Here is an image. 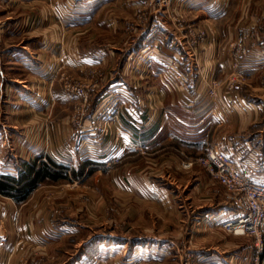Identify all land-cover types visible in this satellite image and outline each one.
Returning <instances> with one entry per match:
<instances>
[{"label": "crops", "instance_id": "obj_1", "mask_svg": "<svg viewBox=\"0 0 264 264\" xmlns=\"http://www.w3.org/2000/svg\"><path fill=\"white\" fill-rule=\"evenodd\" d=\"M20 1L18 6L31 4L25 3L29 0ZM37 2L34 4L43 10L37 23L51 25L52 31L48 35L36 32L34 38L37 36L38 51L35 53L16 47L8 51L9 59L17 61L15 67L0 63V99L6 103L4 108L0 106V111L7 120L0 126V176L18 178L22 174V163L25 162L24 169L30 166L29 159L42 161L41 169L51 170L44 177L41 173L38 184L58 182L59 171L67 173L61 174L63 180L84 182L91 178L92 171H104L122 196L137 195L138 206L159 201L167 210L172 197L171 186L168 185L169 175L166 178L162 169L176 167L182 162V150L201 153L213 139L218 146L233 154L248 148L249 139L243 138L238 144V139L231 138L226 123L220 122L221 117H233L229 110L233 99L227 97L200 103L193 97L182 96V82L177 73L182 75V70H186L192 74L193 68H198L194 76L200 75H190L189 84L199 88L205 85L201 80L204 74L218 77L230 70L232 58L227 53L229 47L226 43L236 36L239 25L251 24V15L245 12L250 0H182V3H173L170 12L174 16L186 13L190 22L208 30L203 50L184 45L182 21L176 27L169 11L165 10L161 16L156 15L157 12L151 13L135 34L125 35L115 29L131 20L135 8L145 9L147 0ZM12 4L0 3V6L8 10ZM234 10L238 11L237 19L232 16ZM148 42L155 47L158 44L160 52L176 60L177 71L145 57L143 47ZM13 68L25 74L20 72L7 81L9 75L5 71H15ZM91 68L111 71V76L90 100L87 124L90 123V113L97 108L102 111L101 115L114 116L115 126L121 132L117 141L108 137L101 140L94 132L77 126L71 132L66 129L73 105L83 97L63 89L59 76L66 72L73 78L80 77L79 73L84 77L85 70ZM145 82L156 92L152 99L155 107L149 111L143 108L145 101L140 90L145 88ZM193 102L196 106L189 107ZM219 104L225 107L222 112L214 110L213 106ZM14 122L19 125L41 122L43 127L27 138L26 129H19ZM12 125L14 129L8 127ZM89 134L91 140L98 141L97 145L87 139ZM132 142L137 148L130 149L129 143ZM144 151L148 155L145 162L154 168L147 176L137 170L143 161L138 154ZM111 152L124 160L118 169L111 170L113 166L107 163ZM135 156L130 164H126ZM127 165L132 169H122ZM256 173V181L264 184V165L261 169L258 167ZM206 179L202 178L204 182ZM197 182L201 184L199 179ZM11 198L3 214L5 224L0 228V264H34V249L39 256L35 264H60L61 253H67L59 248V243L67 239H71L72 244L77 243L76 237H80L81 250L75 255L68 252L61 264H90L94 257L97 259L96 254L102 248L116 250L118 247L121 251L122 238H107V234L106 237L91 236L88 226L73 219L59 221L53 209H44L41 204L38 207L37 202L33 205L31 198L22 200V203L17 201L18 204ZM217 211L215 215L221 216V209ZM152 237L157 240L155 243L161 241L159 237Z\"/></svg>", "mask_w": 264, "mask_h": 264}, {"label": "rangeland", "instance_id": "obj_2", "mask_svg": "<svg viewBox=\"0 0 264 264\" xmlns=\"http://www.w3.org/2000/svg\"><path fill=\"white\" fill-rule=\"evenodd\" d=\"M35 1L50 3V0ZM35 1H25V3L31 4L24 6L19 4L18 6L17 3H21L20 0L9 2L0 0V3H14L8 10H3L4 8L0 6V11H3L0 12V63L5 67H15L17 64V61L12 62L9 59L8 51L16 47L17 49L26 48L35 53L38 51L37 36L34 38L36 32L40 31L48 35L52 31L51 25L37 23V17L41 16L43 10L34 4ZM250 1L251 3L247 2L249 4L245 8V12L250 13L251 24H245L244 27L239 25L236 36L226 43L229 50L226 48L228 52L226 49L225 51L232 58L230 70L218 77L204 74V78L201 80L205 85H201L199 88L189 84L190 75L193 77L200 75L194 76V71L198 68L196 70L193 68L192 74L182 70V77L177 73L178 77L182 78V96L193 97L200 103L227 97L228 100L233 99L234 102L229 107L233 117H221L220 122L226 123L225 126L227 130L229 129L231 138L238 139V144L243 141V138L249 139L250 145L246 150L239 149L238 153L233 154L225 151L222 146H218L214 139L201 153H187L182 150V162L176 167L162 169V174H165L166 178L169 175L168 185L171 186L169 189L172 197L167 210L159 201L153 202L155 204L145 203L143 206H138L140 200L136 197L137 195L129 197L123 194L122 196L111 183L109 175L104 171L99 173L96 170L92 171L91 178L88 177L85 182L83 180H63L61 177L55 183L45 182L36 185V188L26 196L25 201L31 198L34 201L33 205L37 202L38 207L41 204L44 209H53L59 221L62 218L73 219L82 226H88L87 229L91 236L106 237L107 234V238H122L124 244L121 246V251L118 247L116 250L102 248L96 254L97 259L94 257L90 264H255L257 257L259 264H264V248L262 253H259L253 237L234 236L223 228L225 222L235 218L239 211L243 210L239 197L243 198L244 193H237L225 185L217 174L210 172V169L202 161L210 152L217 151L227 154L234 164L237 162L239 165L247 167L249 160L255 164L260 163V169L264 165V155H262L264 152V0ZM153 3V0H147L145 9L139 8V6L135 8L131 20L126 21L123 26L121 24L120 28L118 25L115 29L123 31L125 35L135 34L142 28L141 26L145 24L151 13L157 12L156 15L161 16L162 11L165 10L169 11L171 22L176 27L182 21L184 45L203 50L208 30L190 22L186 13L182 12V15L174 16L170 12L173 3H182V0H167L166 3L169 4L162 7H156ZM165 11L164 13H166ZM232 16L237 19L238 11H232ZM24 18L26 19L24 20ZM93 29L99 31L98 27L93 26ZM148 44L154 46L153 43L148 42L143 48H146ZM158 46L156 44L157 49H159ZM13 70L15 71L12 69L5 71L6 75H9L6 78L7 81L14 75L23 73L18 68H13ZM110 74L111 71L101 68L85 70L84 77L82 73H79L80 77L76 76V78L66 72L59 74V83L63 89L70 94L77 95L79 93L83 97L80 101L76 100L72 107L68 126L66 125L68 132L74 130L76 126L79 129H87L90 133L97 131V128L100 127L102 130H106L101 140L108 137L115 141L116 126L104 122L105 119L109 121V118L114 116L107 115V113L101 115L102 111L99 112L97 108L90 113V123L87 124L86 119L90 100L105 85ZM144 86L145 88L140 89L141 97L145 101L143 108L149 111L155 107L152 99L156 96V92L147 82ZM72 87H76L78 93L71 92ZM82 93L84 94L82 95ZM4 105L6 106V103L0 99V106L4 108ZM194 106H196V102L189 105V107ZM213 107L215 111L219 109L221 112L225 108L220 104ZM94 117L96 118L93 119ZM6 121L4 114L0 111V126H3ZM14 123V126L19 129H26L27 138L43 127L41 122H27L21 125L17 122ZM14 126L8 127L14 129ZM90 135L87 139L97 145L98 141L91 140ZM139 153L138 156L143 161L137 170L142 175L152 174L153 166L145 162L147 153L145 151ZM252 153L257 155V161L253 160L250 155ZM118 157L116 153L108 154L107 163L110 167L113 166L111 170L118 169L124 164L122 157L119 158L118 163H114ZM135 158L136 156L130 157L126 164H130ZM29 160H27L28 165H35L39 168H41L40 164L44 163ZM23 163L21 165L22 174L27 170L24 169ZM131 165L122 169H132ZM35 169L38 168L35 167ZM59 172L63 175L67 174L63 171ZM159 174L161 173H157V175ZM257 174L251 173L254 177ZM96 177L98 178L95 179ZM203 177L206 179L205 182L202 180ZM198 179L201 184H197ZM34 192L35 194L32 195ZM9 198L11 197L0 193V220L3 225L5 224L3 214ZM15 203L18 204L17 201ZM19 203H22V200ZM218 209H221V216L215 215ZM220 217H222L221 220H219ZM152 236L159 237L161 241L155 243L157 240ZM76 238L78 241L74 244L71 239L59 243V248L67 253H61L60 264L68 252L75 255L79 249L81 250L80 237ZM70 255L69 257H71ZM32 256L36 258L33 263H37L39 256L35 249L32 251Z\"/></svg>", "mask_w": 264, "mask_h": 264}, {"label": "built area", "instance_id": "obj_3", "mask_svg": "<svg viewBox=\"0 0 264 264\" xmlns=\"http://www.w3.org/2000/svg\"><path fill=\"white\" fill-rule=\"evenodd\" d=\"M154 5L157 7L166 6L167 0H153ZM145 57L153 59L154 61L167 65L170 69L177 71V61L170 58L168 55L163 54L157 49V47L148 44L144 48ZM182 77V75H180ZM182 82V78H179ZM71 92L78 93L76 87H72ZM82 92V91H80ZM106 124L115 125V117L104 120ZM105 128V127H104ZM116 139L118 140L121 134L120 130L116 128ZM115 129V130H116ZM94 132L98 137L102 138L105 135L106 130H102L100 127ZM88 144V142H86ZM130 148H137L136 143H129ZM253 160L257 161V155L255 153L250 154ZM203 164L206 165L210 172H215L217 176L223 181L225 185L238 192H243L244 197H239L243 210H240L238 215L225 222L223 228L226 232L234 236H245L248 235L255 239V245L259 249V253H262L264 248V184L256 181L254 174L259 167V163L255 164L248 160L247 167L239 165L237 162L234 164L228 158L225 153H218L217 151L210 152L206 157L203 158ZM119 159L114 160V163H118ZM250 166V167H249ZM1 215V211H0ZM1 228V220H0ZM255 264H259V258H256Z\"/></svg>", "mask_w": 264, "mask_h": 264}, {"label": "trees", "instance_id": "obj_4", "mask_svg": "<svg viewBox=\"0 0 264 264\" xmlns=\"http://www.w3.org/2000/svg\"><path fill=\"white\" fill-rule=\"evenodd\" d=\"M50 171L51 170L49 168H38L36 170L35 165H32L28 166L26 172L21 174L18 178L0 176V193L12 197L15 201L24 200L29 192H31L34 188H36V185H38L41 173L44 177V175L50 174ZM54 174L53 178L56 177Z\"/></svg>", "mask_w": 264, "mask_h": 264}, {"label": "bare ground", "instance_id": "obj_5", "mask_svg": "<svg viewBox=\"0 0 264 264\" xmlns=\"http://www.w3.org/2000/svg\"><path fill=\"white\" fill-rule=\"evenodd\" d=\"M1 227H3V223H1Z\"/></svg>", "mask_w": 264, "mask_h": 264}]
</instances>
